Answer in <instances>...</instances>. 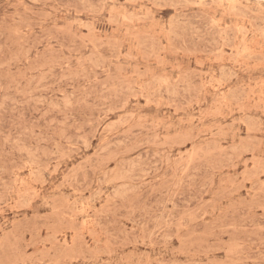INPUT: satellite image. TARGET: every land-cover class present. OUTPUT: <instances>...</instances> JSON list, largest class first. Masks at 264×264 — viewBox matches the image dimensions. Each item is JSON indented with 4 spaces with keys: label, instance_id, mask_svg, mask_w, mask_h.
Masks as SVG:
<instances>
[{
    "label": "rangeland",
    "instance_id": "1",
    "mask_svg": "<svg viewBox=\"0 0 264 264\" xmlns=\"http://www.w3.org/2000/svg\"><path fill=\"white\" fill-rule=\"evenodd\" d=\"M226 1L0 0V264H264V0Z\"/></svg>",
    "mask_w": 264,
    "mask_h": 264
},
{
    "label": "bare ground",
    "instance_id": "2",
    "mask_svg": "<svg viewBox=\"0 0 264 264\" xmlns=\"http://www.w3.org/2000/svg\"><path fill=\"white\" fill-rule=\"evenodd\" d=\"M108 1V0H107ZM221 1V0H220ZM226 1V0H225ZM247 1V0H246ZM260 1V0H259ZM110 2V1H109ZM229 2V1H228ZM230 3H231V1H230ZM256 3H258V2H256ZM226 4H227V1H226ZM224 5V4H223ZM222 5V6H223ZM258 6V5H257ZM217 7V6H216ZM232 8V7H231ZM233 9V8H232ZM261 10V9H260ZM241 20H242V18H241ZM249 25V24H248ZM264 25V24H263ZM249 47V46H248ZM244 50H245V48H244ZM260 50V49H259ZM252 53H254V52H252ZM31 174V173H30Z\"/></svg>",
    "mask_w": 264,
    "mask_h": 264
}]
</instances>
